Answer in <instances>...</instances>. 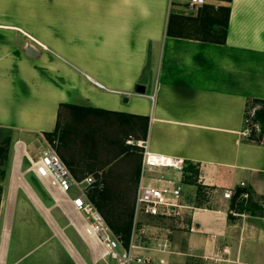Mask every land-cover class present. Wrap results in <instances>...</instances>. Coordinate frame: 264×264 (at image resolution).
I'll list each match as a JSON object with an SVG mask.
<instances>
[{"label":"crops","instance_id":"obj_1","mask_svg":"<svg viewBox=\"0 0 264 264\" xmlns=\"http://www.w3.org/2000/svg\"><path fill=\"white\" fill-rule=\"evenodd\" d=\"M205 1L217 8L226 2ZM188 2L0 0V128L44 140L69 110L139 121V141L150 153L184 159L193 171L182 201L194 207L185 219L194 232L169 223L174 248L187 257L230 261L222 264H264V135L259 144L249 142L244 118L248 102L264 101V0L226 2L223 43L178 32L180 18H197ZM28 46L34 57L25 54ZM22 149L14 153L4 201L0 264H88L64 230L32 221L34 209L46 210L19 173ZM241 184L248 198L239 196L232 206L223 192ZM48 196L97 264L96 248L72 224L70 204L63 195ZM210 196L217 206L202 208L199 201ZM241 203L248 210L239 211ZM174 258L168 264H177Z\"/></svg>","mask_w":264,"mask_h":264},{"label":"rangeland","instance_id":"obj_2","mask_svg":"<svg viewBox=\"0 0 264 264\" xmlns=\"http://www.w3.org/2000/svg\"><path fill=\"white\" fill-rule=\"evenodd\" d=\"M215 5L207 4L200 8L197 18L189 16L180 18L178 32L182 35L199 39L219 40L222 27L215 28L213 23L218 22L221 24L220 26L223 25L224 8L227 7V3L224 2L218 8ZM28 49L33 51L31 46L26 47V55ZM253 111L254 107L250 105L248 108V122L246 123L248 135L251 129L257 135L259 134L260 126L252 122ZM142 126L139 121L125 117L69 110L63 112L60 116L59 126L54 134L49 135V138L44 136V140L42 138L38 140L34 136L22 134L16 136L11 132V140L8 146L3 143L10 131L0 128V229L1 218L6 208L4 201H6L9 193L11 173L16 162L14 153L16 152V155L19 156L21 154L20 149L23 148L19 173L33 188L47 211L44 214H39L31 205L36 213L35 217H37L32 221L43 230L45 226L51 231L49 224L57 226L59 230H64L72 245L85 254H83V258L90 264L86 246L79 239L75 230L68 226L63 212L59 208L54 207V202L48 196L47 189L45 190V187L43 188L39 182L34 181L33 177L26 174L27 169L30 167L28 157L36 156L43 147H51L75 177L82 179L90 174L98 182L102 180L101 188L94 190L91 195V201L93 198L96 204L99 205L100 209L92 202L105 221L106 218L111 220L120 229L122 222L130 223L131 221L133 195L136 188L137 171L141 161L140 149L137 143L143 138L142 133L138 134V131L141 130ZM20 140H24L26 145L23 146L19 143ZM18 177L20 176L18 175ZM202 192L200 200L204 199ZM68 196L72 199L76 196V192L72 190L68 193ZM60 199L64 201L62 196H60ZM215 200L214 196H210L207 203H202L205 201L204 199V201H199V204L202 208L212 209L217 206ZM6 210L8 218H10L13 211L11 201ZM23 214L27 218L24 219V222L30 223L31 219L27 217V212ZM73 218L78 221L75 216ZM85 219L87 222L93 220L91 216H86ZM142 223L149 226L161 224L163 227L169 228L167 221L158 223L154 220H144ZM118 234L125 235L123 232ZM57 242L59 243L58 240ZM96 253L99 254V249L96 250ZM223 260L226 263L230 262L228 258L222 259V257H215L214 255L208 257L175 256L173 262L177 264H222ZM97 264L116 263L108 259H98Z\"/></svg>","mask_w":264,"mask_h":264},{"label":"built area","instance_id":"obj_3","mask_svg":"<svg viewBox=\"0 0 264 264\" xmlns=\"http://www.w3.org/2000/svg\"><path fill=\"white\" fill-rule=\"evenodd\" d=\"M204 5L205 0H189L187 11L195 15ZM137 146L141 161L130 230L125 235L115 233L91 201L92 193L101 188L102 180L98 182L90 174L82 179L75 177L51 147L42 148L36 156L28 157V170L51 195L64 196L65 204H70L71 212L78 220L72 221L73 226L85 242L92 243L95 250L99 249V254L96 253L99 259H108L116 264H168L171 256H184L172 244V230L161 224L149 226L142 221H167L181 230L194 232L193 224L185 222L194 207L182 201L184 179L193 174L184 159L150 153L145 140L139 141ZM240 187L243 188L244 184ZM72 190L76 196L71 199L68 193ZM234 192L224 191L223 199L230 201ZM241 197L246 200L248 195ZM86 216H91L93 220L87 222ZM222 252L228 254L227 250Z\"/></svg>","mask_w":264,"mask_h":264},{"label":"trees","instance_id":"obj_4","mask_svg":"<svg viewBox=\"0 0 264 264\" xmlns=\"http://www.w3.org/2000/svg\"><path fill=\"white\" fill-rule=\"evenodd\" d=\"M225 1L227 3L231 2V0H225ZM224 11H225L224 24L222 26H220L221 24L218 23V25H217V27H222V29H221V38L218 40V43H223L224 42V39H225L226 33H227V21H228V16H229V8L225 7ZM213 24L215 25L216 23H213ZM250 105L252 107H254L252 122L254 124H258L260 126V129H259V134L258 135L256 134V132L253 129H251L249 135L247 134V136H248L247 140L249 142H251V143L259 144L261 142V140H262L263 135H264V101L253 100V101H250V102H248L246 104V110H245V115H244V118H245V130H248L247 126H246V121H248V108H249ZM45 137L49 138V135H46ZM10 140H11V131L9 132V134L6 135L3 144H5V146H8L9 143H10ZM1 151H2V149H1ZM189 172H192V174H193V171H191V169L189 170ZM190 178H192V177H188V179H190ZM200 191H201V189H198L199 198H201V192ZM92 202L96 205V207L98 209H100L99 205L96 204V202L93 200V198H92ZM243 204L244 203H241L239 205V209H238L239 211L248 210ZM106 222L111 227V229L117 234L120 233V232L128 234V232L130 230V223H128V222H122L120 229L118 227H116L115 224H113L112 221L107 219V218H106Z\"/></svg>","mask_w":264,"mask_h":264},{"label":"water","instance_id":"obj_5","mask_svg":"<svg viewBox=\"0 0 264 264\" xmlns=\"http://www.w3.org/2000/svg\"><path fill=\"white\" fill-rule=\"evenodd\" d=\"M27 55L30 56V57H33L35 56L34 52L31 51V49H28V51H26ZM247 193V190L245 188H237L234 192V195H233V198H232V206L235 202V200L241 196V195H244Z\"/></svg>","mask_w":264,"mask_h":264},{"label":"bare ground","instance_id":"obj_6","mask_svg":"<svg viewBox=\"0 0 264 264\" xmlns=\"http://www.w3.org/2000/svg\"><path fill=\"white\" fill-rule=\"evenodd\" d=\"M32 197H34V196H32ZM34 200H35V202L38 204L39 202L38 201H36V199L34 198ZM59 202H61V201H59Z\"/></svg>","mask_w":264,"mask_h":264}]
</instances>
